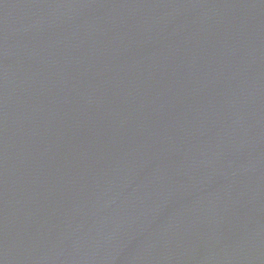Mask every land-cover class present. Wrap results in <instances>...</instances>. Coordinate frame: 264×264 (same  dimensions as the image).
Returning a JSON list of instances; mask_svg holds the SVG:
<instances>
[{
    "label": "water",
    "instance_id": "95a60500",
    "mask_svg": "<svg viewBox=\"0 0 264 264\" xmlns=\"http://www.w3.org/2000/svg\"><path fill=\"white\" fill-rule=\"evenodd\" d=\"M0 264H264V0H0Z\"/></svg>",
    "mask_w": 264,
    "mask_h": 264
}]
</instances>
